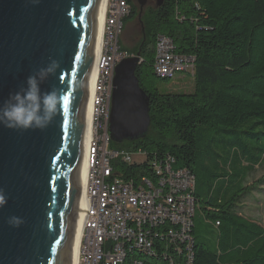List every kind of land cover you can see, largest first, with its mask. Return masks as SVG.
<instances>
[{"label": "trees", "instance_id": "16d2710c", "mask_svg": "<svg viewBox=\"0 0 264 264\" xmlns=\"http://www.w3.org/2000/svg\"><path fill=\"white\" fill-rule=\"evenodd\" d=\"M134 1L123 24L125 28L136 18L144 29L142 39L133 54L122 43L120 49L139 52L142 58L135 75L149 96L150 126L137 140H111L112 149L144 152L131 164L116 163L115 169L125 181L150 175V162L169 154L175 166L190 170L196 181L198 153L204 150L216 163L225 149H234L222 175L200 174L208 178L207 198L195 186L190 264H264V223L241 212L246 198L264 189V175L250 181L255 170L264 167V0H163L161 6L146 5L141 20ZM158 35L169 37L176 53L195 57L191 92L158 88L153 71ZM200 203L201 222L212 228L209 237L196 234ZM130 258L133 251L124 264ZM148 264L164 263L160 259ZM175 264H184L182 255Z\"/></svg>", "mask_w": 264, "mask_h": 264}, {"label": "water", "instance_id": "95a60500", "mask_svg": "<svg viewBox=\"0 0 264 264\" xmlns=\"http://www.w3.org/2000/svg\"><path fill=\"white\" fill-rule=\"evenodd\" d=\"M102 0H0V105L26 80L57 60L41 84L60 92L57 116L41 129L0 125V264H71ZM163 0H155L161 6ZM140 11L148 0H136ZM139 52L115 67L109 136L142 138L149 96L135 75ZM22 223L13 226L10 217Z\"/></svg>", "mask_w": 264, "mask_h": 264}, {"label": "built area", "instance_id": "2783aa9c", "mask_svg": "<svg viewBox=\"0 0 264 264\" xmlns=\"http://www.w3.org/2000/svg\"><path fill=\"white\" fill-rule=\"evenodd\" d=\"M130 10L131 0H106L97 75L90 96L92 130L85 147L88 169L78 264H124L131 251L129 264L160 259L164 264H175L179 255L184 264H190L195 214L193 173L177 168L175 158L163 154L150 162V175L138 174L125 181L115 164H131L136 156L144 157V152L109 147L115 67L133 56L120 49L123 21ZM194 64L195 57L175 52L169 37L157 36L153 71L158 79L171 81L180 73L193 75ZM155 245L162 249L158 251ZM137 251L140 256L134 254Z\"/></svg>", "mask_w": 264, "mask_h": 264}, {"label": "rangeland", "instance_id": "374dc122", "mask_svg": "<svg viewBox=\"0 0 264 264\" xmlns=\"http://www.w3.org/2000/svg\"><path fill=\"white\" fill-rule=\"evenodd\" d=\"M137 7L138 4L136 0L134 1ZM156 4L155 0H148V6H154ZM143 11V10H142ZM138 14V19L141 20V13ZM143 27L139 24V22L133 19L131 22L125 25V28L120 37V43H122L123 47H125L132 54L135 52V49L140 44L143 34ZM157 86L161 90H166L168 92H191L193 89V77L191 74H183L180 73L176 76L174 80H161L157 78ZM236 153L233 150L225 149L223 154H220V157L217 158V162L214 160L209 161V158L206 155V152L203 150L202 152L197 154L196 157V172L198 174V178L195 181V186L197 192H201V196L203 199L207 198L209 187H208V178L202 177L201 173H207L208 171L213 176H220L226 171L225 169V159L230 157L231 154ZM133 155V154H132ZM136 158V157H135ZM208 168L209 170H207ZM264 175V167L257 168L255 172L252 174L250 181L256 180ZM264 188V187H261ZM204 207L203 203H200L196 209V234L200 236H210V231L212 228L209 225L203 224L201 219L203 218L202 208ZM241 212L244 216L249 219L262 224L264 223V189L253 191L252 195L247 197L245 202L242 205ZM80 213V211H78ZM209 223V222H208ZM210 224V223H209ZM153 261V260H151ZM156 261V260H155ZM160 263V262H159Z\"/></svg>", "mask_w": 264, "mask_h": 264}, {"label": "clouds", "instance_id": "9594fccd", "mask_svg": "<svg viewBox=\"0 0 264 264\" xmlns=\"http://www.w3.org/2000/svg\"><path fill=\"white\" fill-rule=\"evenodd\" d=\"M60 68L57 60H52L46 67H41L26 80V87L10 93L0 105V125L6 128L28 130L45 129L57 116L60 105V92L56 88L42 91L41 84L50 75H55ZM7 203L3 189H0V208ZM19 217H10L9 223L19 226Z\"/></svg>", "mask_w": 264, "mask_h": 264}, {"label": "bare ground", "instance_id": "6f19581e", "mask_svg": "<svg viewBox=\"0 0 264 264\" xmlns=\"http://www.w3.org/2000/svg\"><path fill=\"white\" fill-rule=\"evenodd\" d=\"M105 5H106V0H102L101 5H100V9L98 12L96 55H95L94 74H93V82H92V87H91V91H90V96H91V93H93V86H94L95 78L97 75L96 58H97V55L99 53V48H100V44H101V40H102ZM92 114H93V107H92L91 101L89 99L86 144L88 143L90 136H91ZM87 169H88V167H87L85 154H84L82 176H81V183H80V191H79V202H78V211H80V213H78L77 229H76V234H75L72 253H71V260H70L71 264H78L79 243H80L82 228H83V224H84L82 211H83L84 204H85V184H86Z\"/></svg>", "mask_w": 264, "mask_h": 264}]
</instances>
